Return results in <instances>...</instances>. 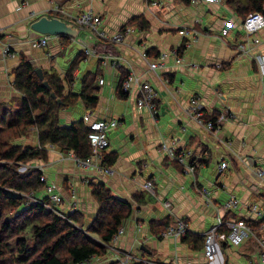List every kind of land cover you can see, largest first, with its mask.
<instances>
[{
    "label": "crops",
    "instance_id": "0c3cea01",
    "mask_svg": "<svg viewBox=\"0 0 264 264\" xmlns=\"http://www.w3.org/2000/svg\"><path fill=\"white\" fill-rule=\"evenodd\" d=\"M53 3L54 0H0V101L22 97L11 74L22 55L36 67L53 68L65 76L74 58L70 57L63 67L57 62L56 58L66 52L59 36L51 35L47 46H38L35 40L42 34L30 27L33 20L50 15ZM62 7L68 18L88 9L100 14L99 28L107 36L117 33L139 14L145 15L151 25L148 29L131 28L121 43L94 37L92 43L99 53L85 60L96 58L97 62L94 60L83 73L76 69L75 81L66 84V92H73L75 82L81 80L79 75L100 68L103 85L110 87L101 85L93 116L116 118L119 122L109 132L110 145L106 149L117 153V160L107 165L113 169L112 174L96 167H82L57 150L50 149L48 160L39 161L48 180L57 183V190L63 194L61 208L66 213L74 212L72 206L77 203L87 226L98 211L91 182H104L115 196L133 203L135 193H144L146 201L134 203L132 215L124 220V232L112 241L113 246L132 250L152 264H250L252 253L258 256L261 249L253 236L236 246L220 232L216 259L209 261L203 248L195 249L182 239L164 235V231L158 237L150 223L170 217L176 224L183 219L192 232L205 235L218 217L228 212L227 221L264 218V176L261 179L255 172L257 167L264 169V68L260 60L264 57V27L248 34L242 26L243 18L225 1L69 0ZM181 29L196 33L183 35L179 33ZM81 33L72 39L80 46L79 51H83ZM3 42L10 46L9 53H4ZM143 53L151 60L165 62L157 74L148 70ZM176 56L181 57V62ZM107 57L109 62H104ZM116 59H123L124 64L113 66ZM123 69L148 79L156 88L157 115L138 106L134 93L126 98L117 95L115 78L109 83L107 75L117 77L118 83ZM193 97L201 104L204 119L217 112L226 115L218 128L207 129L191 116L189 103ZM77 102H81L83 112L78 116L73 105L63 108V125L83 117L86 107L81 100ZM30 135L32 143L38 144L35 129ZM165 143L177 153L189 152L196 167L193 173L167 155ZM223 161L227 166L220 171ZM209 164L212 165L208 167ZM146 181H152L153 190L143 187ZM36 194L48 196L44 188ZM232 196L237 198V204L228 206ZM164 201L171 205H164ZM114 257V251L109 250L86 264H111Z\"/></svg>",
    "mask_w": 264,
    "mask_h": 264
},
{
    "label": "trees",
    "instance_id": "16d2710c",
    "mask_svg": "<svg viewBox=\"0 0 264 264\" xmlns=\"http://www.w3.org/2000/svg\"><path fill=\"white\" fill-rule=\"evenodd\" d=\"M68 1L65 0L64 4ZM224 1L243 19L250 12H264V0ZM48 14L74 24L61 12L50 10ZM150 25L145 15L139 14L120 30L127 26L148 29ZM58 36L64 47L72 43V36ZM147 52L149 54L150 49ZM86 57L83 51H79L65 76L53 68L43 69L42 79L36 71L37 67L25 55L12 70L13 84L22 97L0 101V264H79L93 256H104L108 252V245L123 227L124 220L132 215L134 203L146 201L144 193H135L133 203L115 196L104 182H91V193L98 204V211L87 225V230H84V216L79 210L67 213L68 218H65L25 195L36 194L44 188L45 182L41 180L38 168L29 166L25 171H20L19 167L35 160H48L49 144L71 151L81 159L88 158L93 152L88 136L90 129L83 118L63 125L60 117L63 108L74 105L78 100L91 110L99 104L98 92L102 85L99 83L100 68L89 70L81 77V90L78 93L66 92V84L75 81V70ZM127 74L128 71L123 69L117 84L120 98L129 95L122 86ZM44 80L48 81L49 87L43 84ZM219 115L217 112L205 118L213 120L218 126ZM32 129L36 130L39 143L24 144L20 141L21 137ZM116 160V152L104 151L105 165H112ZM44 198L48 199V196ZM228 213L222 217L223 225L219 229L227 238L230 232L225 225L229 220ZM244 221L260 236L264 218ZM174 223L170 217H166L152 220L150 227L156 236L161 237L162 232ZM205 237L189 230L181 239L195 249H202Z\"/></svg>",
    "mask_w": 264,
    "mask_h": 264
},
{
    "label": "built area",
    "instance_id": "2783aa9c",
    "mask_svg": "<svg viewBox=\"0 0 264 264\" xmlns=\"http://www.w3.org/2000/svg\"><path fill=\"white\" fill-rule=\"evenodd\" d=\"M211 3H218L221 4L224 2V0H206ZM155 3V2H154ZM52 10L61 12L64 16L68 17L66 13L63 11V7L54 0ZM70 18V17H69ZM72 19L74 21V24H72L74 27L81 31L82 35L84 37L79 38V42L83 46V52L85 55H97L99 53L98 49L95 48V44L93 45L91 39L94 37H100V38H108L112 40L113 42L121 43L124 40L125 34L127 32L131 31V27H126V29L119 30L117 33H115L112 36H107L105 31L101 28H99V24L102 21V16L100 14L94 13L91 9L84 10L78 15H76ZM242 26L244 30L248 34H255L258 32L261 28L264 27V12L262 11H254L250 12L242 22ZM89 30V31H87ZM196 31L193 29H181L179 31L180 34H186V33H195ZM223 34L227 33L226 29H223ZM3 33V29L0 28V36ZM84 33V34H83ZM78 35V34H77ZM51 37L50 34H42L38 39H36L35 43L38 46H47L49 43V38ZM75 36H73L74 38ZM0 42H2L0 37ZM3 45V51L4 53H9L10 46L2 43ZM143 57L147 62L148 70L153 73L157 74L159 69L162 68L165 65V62L160 59L151 60L148 58L147 53H143ZM177 61L181 62V57L176 56ZM104 62L108 61L107 58H103ZM260 60L262 61V67L264 68V57L261 56ZM109 62V61H108ZM124 64L123 59H116L113 61V66H119ZM100 84L105 83V79L103 77H100L99 79ZM123 89L129 93H134L137 101V105L143 108H146L148 111H150L153 115H157L158 113V105L156 102L157 97V90L153 86V84L145 78H141V76L137 75L133 71L128 72L126 78H124L122 83ZM189 112L191 116L197 120L201 125L206 127L207 129L213 130L215 128H218V126L215 125L214 121L211 119H204L203 118V111L202 106L199 103L198 99L193 97L189 103ZM230 116H233V113L230 114ZM226 115L220 113L218 121H221L225 119ZM83 120L86 123V125L89 127L90 131L88 133V136L90 138V141L92 143L93 152L92 154L86 158L81 159L80 157L76 156L71 151H66V154H63V151L58 146H55L53 144H49L48 147L51 150H57L59 154L64 155L65 157H68L72 159L76 164L81 165L82 167H96L100 170H104L107 173L112 174L113 169L103 163L104 159V151L109 147L110 145V137L109 132L110 130L115 127L118 124V119L116 118H98L93 116V112L91 109L86 108ZM164 150H166L167 155L170 156L172 159H176L180 163H182L186 169V171L193 173L195 170V166L190 161V154L189 152H181L177 153L175 149L168 144H164L163 146ZM227 166V162L223 161L220 164L219 170L222 171ZM38 169L41 171V180L45 182L44 189L46 193L48 194V199H45L43 196L38 194H25L30 200L36 201L39 203H42L47 209L52 210L60 215H62L65 218H68V214L61 208V204L63 203V194L57 190L58 184L54 181H49L45 172H44V165L41 164ZM256 174L263 179L264 176V169L261 167L255 168ZM262 181V180H261ZM143 187L145 189L153 190V183L152 181H146L143 184ZM237 204V198L232 196L227 201L228 206L236 205ZM164 205L170 206L171 203L169 201H164ZM73 211L78 210V205L75 203L72 206ZM223 225L222 217H218L215 224L207 231L205 234V242H204V248L203 251L206 255V258L209 261H214L216 259L218 250L220 248L219 244V237L220 235V227ZM225 225L230 229V232L228 234V240L233 245H241L244 243L250 236L255 237L257 242L260 244V252L258 256L251 259L250 264H264V236H259L255 233V231L251 228L250 225H248L243 220H230L226 221ZM263 229H264V223H263ZM191 230L189 227V224L183 220L180 219L177 221L176 224L169 226L164 232V235L173 236L175 239H181L183 236L186 235V233ZM124 228L121 227L118 231V233L114 236L112 241H115L119 239V237L123 234ZM111 243L108 245V251H114L116 254V257L112 258L110 261L111 263L116 264H152L153 261L148 260L146 257L141 256L140 254L124 249L121 247H116L112 245ZM108 253V252H107ZM93 257H99V256H93ZM91 257V258H93ZM90 259L85 260L79 264H86L89 262ZM165 264H169V262L164 261Z\"/></svg>",
    "mask_w": 264,
    "mask_h": 264
},
{
    "label": "rangeland",
    "instance_id": "374dc122",
    "mask_svg": "<svg viewBox=\"0 0 264 264\" xmlns=\"http://www.w3.org/2000/svg\"><path fill=\"white\" fill-rule=\"evenodd\" d=\"M128 27V26H127ZM131 28H133L132 26H130ZM196 33V32H195ZM192 35H194V33H191ZM82 35V34H81ZM91 41H92V39H91ZM66 48V52L64 53V55L62 54V55H60L58 58H56L57 59V62L60 64V66L61 67H63V66H65V65H67V62H68V59L70 58V57H73V58H75L76 57V55L78 54V52H79V49H80V46L76 43V42H74V41H72V43L70 44V45H68V46H66L65 47ZM94 60L97 62V59L96 58H94ZM94 60H90L89 62H86L87 60H81L80 61V63H79V68H80V73L82 72H84L86 69H88L93 63H94ZM58 68H59V66H58ZM96 67H94V69H95ZM121 77V76H120ZM78 78H80L81 79V75H79L78 76ZM115 78V79H114ZM114 79V80H113ZM120 79V78H119ZM119 79H118V82H119ZM107 80H109V83H110V81H114V83H113V85L117 88V77H112L111 75H107ZM123 83V82H122ZM102 86H104V85H102ZM104 87H110V84H105V86ZM115 88V89H116ZM81 90V80H77L76 82H75V84H74V87H73V92L74 93H78L79 91ZM100 92V91H99ZM98 92V96H99V94H101V93H99ZM73 111H75V112H79V113H77L78 114V116H80V114L83 112V110H81V102H76L74 105H73ZM85 112V111H84ZM83 115H84V113H83ZM77 118H78V116L77 115H75ZM61 122H62V124H64V120H63V118L61 119ZM23 138V141L21 140ZM21 139H20V141H22L24 144H31V145H34L33 143H32V140H31V135H30V132L27 134V135H23L22 137H21ZM39 161L41 162L42 160H35V161H32L30 164H26V163H24V164H21L20 165V167H19V170L20 171H25L26 170V168H28L29 166H33V167H35V168H38L40 165H41V163H39ZM212 164H209L208 165V167H210ZM210 169H209V171H208V173H210ZM85 227L84 228H86V229H84V230H87V226L86 225H84ZM91 235H94L95 236V234H93V233H91ZM96 237V236H95ZM243 244V243H242ZM237 246V245H236ZM239 246V245H238ZM256 255H257V252H254V253H252V258H254V257H256ZM251 258V259H252ZM246 258H244L243 260H245ZM250 260V259H249ZM249 260H248V262H249Z\"/></svg>",
    "mask_w": 264,
    "mask_h": 264
},
{
    "label": "water",
    "instance_id": "95a60500",
    "mask_svg": "<svg viewBox=\"0 0 264 264\" xmlns=\"http://www.w3.org/2000/svg\"><path fill=\"white\" fill-rule=\"evenodd\" d=\"M56 2L59 3L60 5H63L65 0H57ZM30 27L40 34H50L57 36L69 35L72 37L77 36L78 34V29L74 27L72 24L68 23L64 19H61L57 16H48L46 14L33 20L31 22ZM36 71L43 79L44 78L43 69L37 67ZM43 84L49 87V83L47 80H44ZM52 95L55 96V93L53 92ZM58 101L62 102L61 99H58Z\"/></svg>",
    "mask_w": 264,
    "mask_h": 264
}]
</instances>
